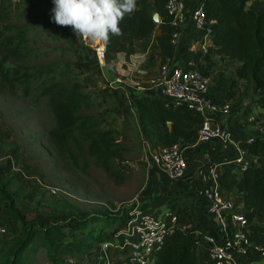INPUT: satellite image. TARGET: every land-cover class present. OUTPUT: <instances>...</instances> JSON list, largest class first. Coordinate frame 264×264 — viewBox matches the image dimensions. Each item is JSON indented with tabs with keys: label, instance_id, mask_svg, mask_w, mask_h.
<instances>
[{
	"label": "trees",
	"instance_id": "16d2710c",
	"mask_svg": "<svg viewBox=\"0 0 264 264\" xmlns=\"http://www.w3.org/2000/svg\"><path fill=\"white\" fill-rule=\"evenodd\" d=\"M19 4H30L25 10H41V17L48 19L42 30L55 28V37H63L72 44L70 26H59L51 20L52 0H0V89L15 91L19 85L24 97L37 92L46 98L54 118L48 138L57 152L75 164L79 161L87 164L88 158L92 159L113 177L117 170L114 167L116 157L125 149L113 129L104 126L107 113L102 111L101 103L92 98L72 61L34 63L47 53L32 47L33 37H29L27 28L12 21L16 17L12 13ZM202 6L207 19L214 20L209 36L211 45L206 52L191 51L188 41L174 47L168 37L172 28L167 22L164 0H140L137 10L126 15L120 23L123 34L111 37L106 46L107 54H121L127 58L133 54L138 40L154 36L161 48V62L175 51L180 53L183 65L191 69L201 60L211 62L216 56L229 57L239 62L229 80V88L240 79L264 95V0H202ZM154 13L160 16L159 23L154 21ZM201 70L208 75L205 66ZM131 101L142 139L153 149L181 141L187 144L197 141V128L188 124L200 123L201 116L184 103L165 104L161 97L152 93L137 94ZM261 104L264 107V102ZM164 122L170 124L169 130L162 131L158 127ZM252 137V141L244 138V143L248 156L253 159L264 154V136ZM220 180L222 188H230L223 176ZM233 188L249 208L246 218L254 238L264 243V166L251 161ZM24 196L21 187L12 188V177L1 169L0 206L7 211L9 221L20 229L12 250L0 264H22L23 254L38 247L44 249L51 264H64L100 244L105 240L104 232L113 230L121 220V215L115 213L78 212L70 208L61 210L63 217H51L44 222L37 216L27 217L20 210L17 198ZM61 211L52 208V212ZM255 218L259 221L254 222ZM199 238L193 228H172L166 233L161 249L155 253L153 264H199L195 250ZM252 257L259 259L258 254Z\"/></svg>",
	"mask_w": 264,
	"mask_h": 264
},
{
	"label": "rangeland",
	"instance_id": "374dc122",
	"mask_svg": "<svg viewBox=\"0 0 264 264\" xmlns=\"http://www.w3.org/2000/svg\"><path fill=\"white\" fill-rule=\"evenodd\" d=\"M28 7L30 4H19L12 13L16 16L12 21L27 28L29 37H33L32 47L39 49L40 53H47L34 63L72 61L81 80L85 74L99 71L101 66L94 53L95 40L77 37L71 26L68 32L72 44L63 37H55V28L42 30L48 23V19L41 17L42 11L25 10ZM16 87L15 91L0 89V170L12 177V188H22L25 196L17 198L20 210L27 217L37 216L44 222L51 217H63L62 211L70 208L78 212L106 211L125 219L128 205L146 184L148 161L145 153L153 151V147L143 145L134 134L126 140L117 134L125 151L116 157L114 167L117 170L113 177L95 165L92 159L88 158L87 164L82 161L75 164L61 156L48 138L54 118L46 98L37 92L24 97L19 85ZM246 90L251 97L252 90ZM257 163L264 165V157ZM50 187L56 188L57 194L52 195ZM52 208L62 211L52 212ZM6 213L0 206V222L6 228V234L0 235V261L12 250L20 229L9 220L4 222L8 217ZM121 220L113 230L104 232L105 240L112 238ZM113 252V248L103 250L95 244L85 253L76 255L75 260L68 259L64 264H111L109 259ZM21 262L51 264L44 249L39 247L24 253Z\"/></svg>",
	"mask_w": 264,
	"mask_h": 264
},
{
	"label": "built area",
	"instance_id": "2783aa9c",
	"mask_svg": "<svg viewBox=\"0 0 264 264\" xmlns=\"http://www.w3.org/2000/svg\"><path fill=\"white\" fill-rule=\"evenodd\" d=\"M164 10L167 22L172 31L168 37L170 43L178 48L181 42H189L191 51L206 52L211 45L212 19H207L202 6V0H164ZM185 29L194 32V39L184 40L182 33ZM95 57L100 66H105L107 48L101 41L94 45ZM169 57L160 62L157 72L146 82L131 84L135 92L152 93L169 102L184 103L189 109L201 116L197 124V141L207 143L213 138L227 141L231 132L227 127L220 125L219 118L228 114V103H217L209 94V79L204 71L197 68H187L185 65L169 66ZM129 80L122 76H115L109 81L112 89L122 88ZM256 92L260 90L256 89ZM254 122L255 117L249 116ZM249 136L246 141H252ZM245 142V141H244ZM150 149L148 148V151ZM145 157L148 162L155 164L166 171L171 177H181L187 168L188 162L180 145L153 149ZM253 161L245 151H239L231 160L224 161L232 164L231 171L239 177ZM210 183L201 187L198 194L205 201V211L214 226V234L198 233L197 242L206 246L207 258L210 264H264V243L254 238L252 229L247 221L246 212L249 209L240 198L225 195L221 186L222 174L217 165L208 168ZM52 195L57 189L50 187ZM126 217L120 227L113 233L112 238L103 240L99 245L103 250L128 249V264H151L154 255L164 243V237L172 228L179 226L190 228L180 220L177 210H168L162 217L141 208L138 199L128 205ZM255 221L258 218L254 219ZM253 220V221H254ZM6 234L4 224L0 222V235ZM258 254L259 259L252 257Z\"/></svg>",
	"mask_w": 264,
	"mask_h": 264
},
{
	"label": "crops",
	"instance_id": "0c3cea01",
	"mask_svg": "<svg viewBox=\"0 0 264 264\" xmlns=\"http://www.w3.org/2000/svg\"><path fill=\"white\" fill-rule=\"evenodd\" d=\"M136 5L137 7L140 5V0H136ZM182 36L184 40H192L195 37L190 29H185ZM168 57L170 68L184 64L178 51ZM160 62V45L154 36H150L138 40L133 54L127 58L121 54H107L105 66L99 67V71L85 74L82 78L92 98L100 102L102 111L107 113L104 126L113 129L120 139L126 140L130 134H134L143 145L145 144L137 122L136 110L131 101V97L138 93L131 84L146 82L155 75ZM204 66L209 72L207 76L210 96L217 103L229 104L228 114L221 116L219 123L230 130V139L222 141L213 138L207 143L196 141L192 144L181 141L179 145L188 162L181 177H171L160 167L148 162L146 184L137 199L143 210L157 217H162L168 210H178L180 220L195 229L197 233L214 234L213 223L205 211V201L198 191L210 183L208 168L213 164L217 165V169L230 185V188H222L225 195L234 199L241 197L233 188L239 177L232 173L233 165L225 164L224 161L231 160L239 151L247 152L244 138L254 135L264 136V107L261 104L264 102V95L262 92H256V89L250 88L240 79H237L232 89L229 88V80L239 66L236 60L216 56L211 62L201 60L196 64L197 69ZM117 75L129 80V83L122 88L112 89L109 81ZM246 88L252 90L251 97ZM228 93L232 94L228 96ZM249 116H254L255 121H249ZM188 125L195 128L197 123L190 122ZM158 127L165 131L169 130L170 124L164 122ZM263 157V153L258 154L253 157V162L258 164L257 160ZM3 209L5 212V208ZM8 220L6 217L4 222ZM114 250L109 259L111 264H128V249ZM195 250L199 264H210L203 242H196Z\"/></svg>",
	"mask_w": 264,
	"mask_h": 264
},
{
	"label": "clouds",
	"instance_id": "9594fccd",
	"mask_svg": "<svg viewBox=\"0 0 264 264\" xmlns=\"http://www.w3.org/2000/svg\"><path fill=\"white\" fill-rule=\"evenodd\" d=\"M51 20L71 26L77 37L101 41L107 46L112 36L122 35L120 23L137 10L136 0H52Z\"/></svg>",
	"mask_w": 264,
	"mask_h": 264
},
{
	"label": "water",
	"instance_id": "95a60500",
	"mask_svg": "<svg viewBox=\"0 0 264 264\" xmlns=\"http://www.w3.org/2000/svg\"><path fill=\"white\" fill-rule=\"evenodd\" d=\"M153 19L155 22L159 23L160 22V16L157 13L153 14Z\"/></svg>",
	"mask_w": 264,
	"mask_h": 264
}]
</instances>
